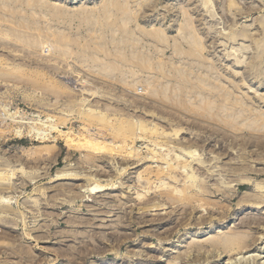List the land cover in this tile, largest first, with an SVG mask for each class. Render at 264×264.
Here are the masks:
<instances>
[{
    "label": "rangeland",
    "instance_id": "obj_1",
    "mask_svg": "<svg viewBox=\"0 0 264 264\" xmlns=\"http://www.w3.org/2000/svg\"><path fill=\"white\" fill-rule=\"evenodd\" d=\"M0 264H264V0H0Z\"/></svg>",
    "mask_w": 264,
    "mask_h": 264
},
{
    "label": "bare ground",
    "instance_id": "obj_2",
    "mask_svg": "<svg viewBox=\"0 0 264 264\" xmlns=\"http://www.w3.org/2000/svg\"><path fill=\"white\" fill-rule=\"evenodd\" d=\"M115 1H116V0H115ZM113 2H114V1H113ZM32 23H33V22H32L31 20H29L27 24H26V23H22V24L20 25V28H22V27L32 28V27H34V26H32ZM16 26H17V25H16ZM21 26H22V27H21ZM189 27H190V26H189ZM27 28L25 29V31H26V30L29 31V29H27ZM35 29H36V28H35ZM186 29H188V28H186ZM21 30H22V29H21ZM31 30H32V29H31ZM33 30H34V29H33ZM33 30H32L31 32H33ZM13 32H14V30H13ZM15 32H16V31H15ZM31 32H30V35L32 34ZM35 32H36V30H35ZM184 32H185V34H187V35L190 34V31H189V30H187V31L184 30ZM16 33H17V32H16ZM12 34H13V33H12ZM18 34H20V33H18ZM22 34H23V32H22ZM23 35H24V34H23ZM16 36H17V35H16ZM33 36H34V35H33ZM18 37H20V36H18ZM18 37H17V38H18ZM28 37H29V36H28ZM17 38H15V40H16ZM29 38H30V37H29ZM31 39H33V38H31ZM186 39H187V36H186ZM18 40H19V38L17 39V41H18ZM23 40H25V42H28V41H26V39H23ZM188 40H189V39H188ZM19 41H20V40H19ZM30 43H31V42H30ZM27 44H29V43H27ZM25 45H26V44H25ZM29 45H30V44H29ZM29 45H28V46H29ZM50 45H51V44H50ZM30 47H31V45H30ZM27 48H28V47H27ZM32 48H33V47H32ZM34 48H36L35 45H34ZM49 54H50V52H49ZM56 129H57V128H56ZM56 129H55V130H56ZM53 130H54V129H53ZM58 136H62V137H64V139H65L67 145H68L69 143L72 144L71 141L74 142L75 140L82 139L81 137H77V135L74 134V132H73L72 130H68V131H66V132H64V131H62V130H59V134H58ZM58 136H57V137H58ZM79 136H80V135H79ZM142 136H143V135H142ZM47 137H48V136H47ZM88 137H89V136H88ZM92 137H93V136H92ZM55 138H56V137H55ZM94 138L96 139V137H94ZM90 139L93 140V139L91 138V136H90V138L87 139V140L90 142ZM94 141H95V140H94ZM97 141H98V140H97ZM68 142H69V143H68ZM76 142H77V141H76ZM79 142H80V140H79ZM82 142H83V141H82ZM82 142H81V143H82ZM98 142H99V141H98ZM124 142H125V141H124ZM124 142L121 141L122 145L124 144ZM74 143H75V142H74ZM81 143H80V144H81ZM92 143H93V141H92ZM94 143H95V142H94ZM94 143H93L92 145H94ZM96 143H97V142H96ZM80 144H79V145H80ZM79 145H77V146H79ZM97 145H100V144L97 143V144L94 145V146H97ZM120 145H121V144H120ZM80 147H81V146H80ZM119 147H120V146H119ZM74 148H75V147H74ZM118 149H119V148H118ZM121 149H122V147H121ZM121 149H120V150H121ZM154 152H155V151H154ZM131 153H132V152H131ZM131 153H130V154H131ZM153 154H154V153H153ZM160 158H161V157H160ZM170 165H171V164H170ZM172 167H174V166H172ZM138 179H139V177H138ZM140 180H141V179H140ZM145 181H146V180H145ZM143 183H144V182H143ZM237 237H238V236H237ZM239 238H240V237H239ZM232 239H233V237H232ZM234 239H235V238H234ZM237 239H238V238H237ZM237 239H236V240H237ZM239 248H240V247H239Z\"/></svg>",
    "mask_w": 264,
    "mask_h": 264
}]
</instances>
